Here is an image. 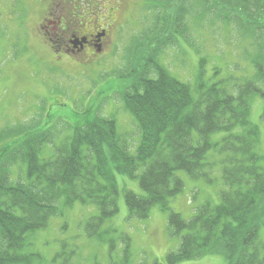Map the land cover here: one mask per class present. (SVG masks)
I'll use <instances>...</instances> for the list:
<instances>
[{"label":"rangeland","instance_id":"374dc122","mask_svg":"<svg viewBox=\"0 0 264 264\" xmlns=\"http://www.w3.org/2000/svg\"><path fill=\"white\" fill-rule=\"evenodd\" d=\"M50 1L0 0V148L27 130H41L52 141L45 142L38 154L48 158L56 152L53 145L68 140L75 125L96 113L115 119L118 134L132 153L138 130L133 115L113 92L127 85L128 71L160 41L156 62L175 79L188 83L195 95L197 82L209 86L218 81L231 94L246 82L255 84L260 92L252 93L249 120L259 125L258 148L264 154V31L256 28L264 26V14L256 18L253 12L260 11L259 5L242 0H52L53 13L62 10L63 2L69 13L81 9L99 18L106 15L103 23L107 20L111 25L112 37L104 48L80 58L57 53L58 49L49 51L47 41H42L44 32L38 30L37 22L50 12ZM178 11L182 17L176 24L173 15ZM75 39L80 40L79 34ZM20 165L13 167V177L23 172ZM208 174L210 180L194 179L175 169L184 188L170 200L171 210L188 219L198 206L217 204L220 191L228 186L219 163ZM116 178L118 211L114 215L88 232L86 223L100 214L98 206L80 201L63 206L46 226L26 234L18 249L26 258L13 264H167V252L176 250L180 242L166 228L168 210L156 204L145 218L130 216L123 190L142 194L138 177L117 173ZM258 234L264 252V225ZM176 264L228 261L222 254H211Z\"/></svg>","mask_w":264,"mask_h":264},{"label":"trees","instance_id":"16d2710c","mask_svg":"<svg viewBox=\"0 0 264 264\" xmlns=\"http://www.w3.org/2000/svg\"><path fill=\"white\" fill-rule=\"evenodd\" d=\"M254 1L264 10V0ZM260 11L255 15L264 14ZM256 28L264 31V26ZM142 58L119 94L138 126L133 153L118 134L115 119L96 113L75 125L48 158L38 155L51 139L41 130L0 148V264L23 261L18 249L26 234L75 201L99 207L100 215L86 225L90 232L95 230L118 211L117 173L138 177L143 191L123 190L131 216L145 218L156 204L168 210L166 228L180 242L167 252V264L211 254H222L228 264H264L258 234L264 225V154L258 148L260 129L249 120L252 93L260 90L246 82L231 94L218 83L197 82L195 95L162 64ZM216 133L223 135L214 138ZM216 163L228 186L220 191V201L198 206L188 219L171 210L170 200L184 188L175 169L210 180L209 168ZM18 164L25 172L13 177Z\"/></svg>","mask_w":264,"mask_h":264},{"label":"flooded vegetation","instance_id":"af4514ba","mask_svg":"<svg viewBox=\"0 0 264 264\" xmlns=\"http://www.w3.org/2000/svg\"><path fill=\"white\" fill-rule=\"evenodd\" d=\"M52 3L51 0L48 4L50 12L45 13V16L37 22L38 30L44 32L43 36L46 37L52 51L58 49L57 53L62 55L77 54L81 58L82 54L85 55L88 51L94 53L102 50L106 41L111 39V25L106 22L107 20L103 23L106 15L102 16V19L92 11L90 14H83L81 9L79 11L74 9L73 13L72 10L69 13L63 2L62 5L59 4L63 6L62 10L59 13H53L51 12ZM77 34L80 40L75 39ZM60 45L64 47L61 48Z\"/></svg>","mask_w":264,"mask_h":264},{"label":"bare ground","instance_id":"6f19581e","mask_svg":"<svg viewBox=\"0 0 264 264\" xmlns=\"http://www.w3.org/2000/svg\"><path fill=\"white\" fill-rule=\"evenodd\" d=\"M247 4H248V5H250V4L254 5V4H255V1H254V0H250L249 2H247ZM52 6H53V5H52ZM258 9H259V8H258ZM257 11H258V10H256V11L254 10V11H253L254 14H255ZM44 14H45V13L42 14V17L45 16ZM251 14H252V13H251ZM252 15H253V14H252ZM42 17H41V18H42ZM41 18H40V19H41ZM40 19H39V20H40ZM39 20H38V21H39ZM39 35H40V33L37 34L38 37H40ZM21 138H22V137H21Z\"/></svg>","mask_w":264,"mask_h":264}]
</instances>
